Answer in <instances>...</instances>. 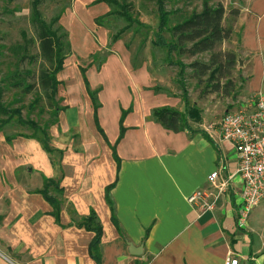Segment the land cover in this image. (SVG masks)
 Wrapping results in <instances>:
<instances>
[{"label":"crops","instance_id":"0c3cea01","mask_svg":"<svg viewBox=\"0 0 264 264\" xmlns=\"http://www.w3.org/2000/svg\"><path fill=\"white\" fill-rule=\"evenodd\" d=\"M94 1L73 0L60 16L69 31L70 54L56 74L64 108L48 128L53 152L37 138L0 129V264H98L89 252L94 232L75 223L91 212L102 227L100 264H223L228 255L237 257L238 264H264V204L253 207L246 225L239 227L241 184L236 176L212 209L200 213L187 202L196 189L215 191L207 182L212 170L222 168L229 175L236 169L232 146L205 130L218 120L208 100L189 98L198 109L187 116L193 132H175L155 121L156 108L184 111L181 93L169 88L158 66L135 61L122 37L110 42L95 18L112 6ZM253 7L254 13L238 14L225 40L227 50L243 62L242 70L256 66L258 85L248 76L249 95L264 94V24L259 20L264 14L258 13L264 5ZM76 33L82 35L80 41ZM98 38L101 43H96ZM105 48L97 69L100 60L95 63L94 55ZM89 55L87 66L78 65L77 59ZM81 67L96 91V117L103 133L96 126ZM123 112L124 131L118 139ZM6 136L13 137L7 141ZM44 178L60 179L58 220L39 192Z\"/></svg>","mask_w":264,"mask_h":264},{"label":"rangeland","instance_id":"374dc122","mask_svg":"<svg viewBox=\"0 0 264 264\" xmlns=\"http://www.w3.org/2000/svg\"><path fill=\"white\" fill-rule=\"evenodd\" d=\"M32 1L33 0H0V86L4 87L1 101L7 105L10 110H20V115L23 119L29 120L43 126L45 123L51 122L54 119L53 107H51V97L48 92L35 87V90L29 93H23L19 88L9 87L8 83L27 72H32V75L27 78L28 82L37 83L39 70L47 66V63L39 55V46L36 36V31L32 24ZM123 4L128 5L129 12L134 18V22L127 28V21L123 17L116 14L109 15L104 18V27L108 34H119L127 45L131 47L132 54L135 61L140 59L147 60L163 70L167 79L169 88H173L179 94L181 93L178 84V67L168 66L165 63V50L153 45L154 31L157 27L158 12L156 4L153 0H118ZM209 3L214 4L220 2L223 4L225 13L223 16V25L225 27L233 26L237 20L238 14L254 13L256 5H264V0H208ZM73 0H42L38 5V12L41 19L46 23H50L54 17L63 14L67 11ZM203 0H167L166 9L173 12L169 17V26L174 25L184 17L188 16L192 11H200ZM113 11H118L116 5H111ZM253 11H252V10ZM261 9V8H259ZM263 11V9H261ZM236 11V12H235ZM262 15L264 12H258ZM264 16V15H263ZM61 17L58 22L52 25V29H59L67 32V37L63 40L69 39V31L61 23ZM264 19V17H263ZM260 20V24H264V20ZM91 37L96 38L97 35L94 29L89 30ZM79 33V32H77ZM74 36L80 41L82 35ZM239 36V34H237ZM168 37V32H165ZM227 41V40H226ZM101 43L100 38L98 42ZM228 42L222 41L219 49L227 50ZM225 48V49H224ZM106 48L98 51L94 55L97 63L105 56ZM34 57V61L29 62V59L20 60L24 55ZM264 54V46L262 50ZM209 53H203L196 56L198 59L207 60ZM93 58V54H92ZM181 59L188 63L193 57L183 56ZM91 61V56L79 58L76 60L78 65L87 66ZM243 62H239V57L233 67L230 78L233 81V86H229L228 91L219 90L217 92H208L203 94V84H197L195 78L191 77V71H186V88L189 93L190 101L203 99L208 100L210 104V111L216 116V120L229 110L238 108L241 101L249 94L246 92V83L248 76L252 78V84L257 87L258 77L256 76V66L254 63L248 67L243 68ZM242 70V71H241ZM246 73L243 74V73ZM251 86V85H250ZM264 90V88H263ZM171 92V91H170ZM60 93L57 91L54 99L59 100ZM190 103V102H189ZM191 105V104H190ZM8 117V114L0 112L1 123ZM17 115H14L7 123H2V128L9 134H24L29 135L33 130L29 126L19 124ZM214 119V120H215ZM1 126V125H0Z\"/></svg>","mask_w":264,"mask_h":264},{"label":"trees","instance_id":"16d2710c","mask_svg":"<svg viewBox=\"0 0 264 264\" xmlns=\"http://www.w3.org/2000/svg\"><path fill=\"white\" fill-rule=\"evenodd\" d=\"M101 1L110 5H116L119 10H111L106 14L96 17L95 23L97 25L104 26V18L113 14L123 17L125 21H127L125 28L135 21L129 12L127 4H123L118 0H95L93 3ZM153 1L156 4L158 12V22L156 30L154 31L153 45L165 50L164 60L168 66L178 67V84L181 89V98L184 102V111L164 106L154 109L152 111V116L155 121L159 122L166 129L175 132L183 130L193 132L194 130L191 128L187 116L192 117L198 114V109L196 107H191L189 103L188 90L185 84L186 71L187 69L191 71L190 76L196 79L197 84H203V94L217 92L219 90L228 91L229 86H233L230 74L236 64L237 54L232 50H221L219 49V45L222 41L227 40L231 36L232 28L225 27L222 23L225 9L220 2L211 4L208 0H203L200 11H192L188 16L176 22L174 25L169 26V17L173 12L166 9L165 5L167 0ZM41 2L42 0L32 1V24L36 31L39 55L47 63V66L44 68L42 67L39 70L37 83L28 82L27 78L32 75V72H27L25 75L19 74V77L12 79L8 83V86L19 88L23 93L33 91L35 90V87L48 92L51 97V107H53L54 119L51 122L45 123L43 126L23 119L20 115V110H10L7 105L5 106V104L2 103L1 97L4 93V87L2 86H0V112L8 114V117L3 120L2 123H7L14 115H17L19 124L29 126L33 130V133L29 135H17L37 138L41 141L43 148L48 153H52L53 149L50 145L48 128L56 122V117L59 111L64 108L54 99L59 84L56 74L62 69L63 60L70 54V44L67 39L66 41H63L67 37V32L62 30L61 25H59V29L56 28V30L51 27L58 22L60 15L54 17L50 23H46L40 18L38 5ZM165 32H168V37L165 36ZM118 38L119 34L111 35L110 42L113 43ZM206 52L209 53L207 60L196 58L197 55ZM183 56L193 57V59L186 63L181 59ZM26 58L29 59V62L34 61L32 55L27 56L26 54L22 56L20 60ZM103 61L104 58L99 61L97 69L100 68ZM81 72L86 90L95 107L94 119L96 126L102 132L96 117V108L98 106L95 98L96 91L90 89L89 82L84 74L85 70L82 67ZM124 113L125 112L122 113L119 121L120 134L118 139L122 137L124 131V128L122 127ZM2 123L0 121V129L2 128ZM12 137L13 136H6V140L10 141ZM112 151L113 157L116 162L119 163L115 147H112ZM53 163L57 164L58 162L53 160ZM39 192L44 196L45 200L49 202L52 207L51 214L55 217V220H58L63 195V190L60 186V179L44 178V186ZM51 192H54L55 195L51 194ZM108 192L109 189L107 188L106 200L112 210V203L108 197ZM75 223L94 232V237L89 243V252L95 261L100 264V255L97 247L102 234V227L97 220L95 213L91 212L87 217L82 218ZM114 223L117 224L116 221H114Z\"/></svg>","mask_w":264,"mask_h":264},{"label":"built area","instance_id":"2783aa9c","mask_svg":"<svg viewBox=\"0 0 264 264\" xmlns=\"http://www.w3.org/2000/svg\"><path fill=\"white\" fill-rule=\"evenodd\" d=\"M227 141L236 156L233 174H222V168L212 170L207 182L214 188L194 190L187 202L200 213L213 208L218 195L225 194L236 176L240 180L237 195V225L244 227L251 209L264 204V94L253 93L245 97L238 108L226 111L219 120L206 126ZM223 264H238V258L228 255Z\"/></svg>","mask_w":264,"mask_h":264}]
</instances>
